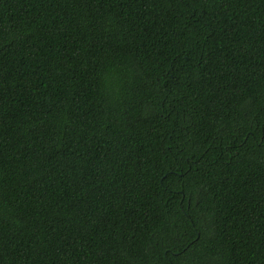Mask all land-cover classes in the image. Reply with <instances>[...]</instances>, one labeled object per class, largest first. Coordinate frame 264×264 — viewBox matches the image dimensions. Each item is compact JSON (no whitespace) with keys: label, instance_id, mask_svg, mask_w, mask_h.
<instances>
[{"label":"trees","instance_id":"obj_1","mask_svg":"<svg viewBox=\"0 0 264 264\" xmlns=\"http://www.w3.org/2000/svg\"><path fill=\"white\" fill-rule=\"evenodd\" d=\"M0 264H264V0H0Z\"/></svg>","mask_w":264,"mask_h":264}]
</instances>
